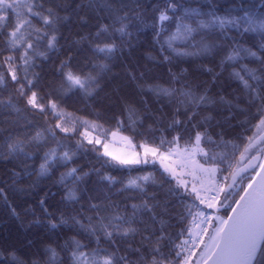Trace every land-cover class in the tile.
Returning <instances> with one entry per match:
<instances>
[{"label": "snow or ice", "instance_id": "6c2138e0", "mask_svg": "<svg viewBox=\"0 0 264 264\" xmlns=\"http://www.w3.org/2000/svg\"><path fill=\"white\" fill-rule=\"evenodd\" d=\"M0 264H264V0H0Z\"/></svg>", "mask_w": 264, "mask_h": 264}, {"label": "trees", "instance_id": "16d2710c", "mask_svg": "<svg viewBox=\"0 0 264 264\" xmlns=\"http://www.w3.org/2000/svg\"><path fill=\"white\" fill-rule=\"evenodd\" d=\"M133 175H135V173H133Z\"/></svg>", "mask_w": 264, "mask_h": 264}]
</instances>
